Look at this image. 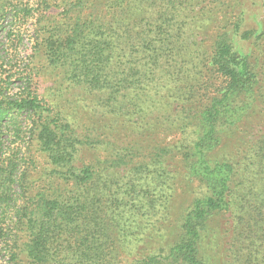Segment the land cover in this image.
Wrapping results in <instances>:
<instances>
[{"label":"trees","instance_id":"obj_1","mask_svg":"<svg viewBox=\"0 0 264 264\" xmlns=\"http://www.w3.org/2000/svg\"><path fill=\"white\" fill-rule=\"evenodd\" d=\"M119 249L264 264V0H0V264Z\"/></svg>","mask_w":264,"mask_h":264},{"label":"rangeland","instance_id":"obj_2","mask_svg":"<svg viewBox=\"0 0 264 264\" xmlns=\"http://www.w3.org/2000/svg\"><path fill=\"white\" fill-rule=\"evenodd\" d=\"M7 26H8V21L4 24V27H7ZM28 40H29L28 37H25L24 44H26L27 46L30 45V42ZM54 80H55V77H53L52 80L47 81L44 84V86L45 87H52L54 85ZM217 245H218V243H217ZM156 246L159 247V244H156ZM221 247H222V244H221V241H219V247L217 248V250L211 251L212 255L213 254L216 255V259H218V257H219V251H220ZM110 257L112 258V261L114 260L113 261L114 264H131L132 260H133L131 255H129L128 251H126L125 249H119L118 253L110 255Z\"/></svg>","mask_w":264,"mask_h":264}]
</instances>
